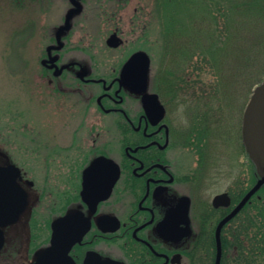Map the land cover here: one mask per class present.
<instances>
[{
	"label": "flooded vegetation",
	"instance_id": "1",
	"mask_svg": "<svg viewBox=\"0 0 264 264\" xmlns=\"http://www.w3.org/2000/svg\"><path fill=\"white\" fill-rule=\"evenodd\" d=\"M69 1L65 17L48 36L46 22L41 24L39 75L50 98H55L52 109L63 114L64 123L79 118L69 125L74 140L60 141L55 156L42 163V182L8 156L0 162L20 167L18 181L28 192L19 221L4 227L0 259L34 264L51 245L53 222L71 214L70 232L75 238L80 232L82 236L63 264H216L218 225L238 203L234 171L221 189L227 172L220 157L210 156V133L221 120L209 118L206 132L202 109H182L176 116L173 98L179 97L183 102L176 103L181 105L188 95L169 89L165 96L161 83L154 84L150 76L151 63L145 91L124 83L123 68L138 50L124 56L128 39L113 22L100 44L109 52L100 60V49L82 16L86 0ZM72 10L76 11L66 27ZM109 15L103 21L111 22ZM114 33L121 38L115 47L108 44ZM91 84L99 89L88 90ZM76 93H81L78 99ZM144 94L157 95L158 103H150L149 112ZM240 136L244 143L241 126ZM245 161L250 176L249 160ZM35 188L38 195L32 201ZM222 193L230 202L216 205L215 197ZM237 215L220 232L221 264H233L236 258ZM21 220L27 231L20 236L15 225Z\"/></svg>",
	"mask_w": 264,
	"mask_h": 264
},
{
	"label": "rangeland",
	"instance_id": "2",
	"mask_svg": "<svg viewBox=\"0 0 264 264\" xmlns=\"http://www.w3.org/2000/svg\"><path fill=\"white\" fill-rule=\"evenodd\" d=\"M86 3L87 7L82 16L86 28L100 49L99 54L103 56L98 55L100 60H104L109 52L100 46L102 37L114 22L128 39L124 45V56L130 51L147 50L153 62L150 76L155 78L154 84L161 83V92L169 97V89L173 86L170 82L171 75L182 73L189 64L188 61L175 62L171 48L175 49L173 44L189 38L190 34L186 35L189 29H196L195 24L199 18L196 11L201 7L203 9L204 2L86 0ZM69 6V0H0V162L5 163L8 156L26 172H32L37 182H42L44 178L42 163L55 156L60 141L69 143L74 140L69 125L79 120L70 118V124L64 123L63 114L52 109L54 105L51 104V99L55 98H50V90L48 86L44 88L39 75V58L44 49L41 24L46 22L48 36L52 26L65 17ZM108 14L111 22L103 21ZM146 31L149 32L152 42L147 39ZM196 55L197 53L194 57ZM191 70L198 74L195 68ZM212 73L214 72L210 70L207 77H204L206 86L214 79ZM87 89L96 91L99 86L91 84L87 85ZM80 94L76 93L74 97L78 99ZM250 96L246 92L229 95L221 86L217 100L218 119L221 121L216 123L217 127L210 133L212 138L209 146L210 156L220 157L222 167L227 172L226 178L221 179L218 186L221 189L228 185L229 171H234L237 185H241L238 183L239 179L249 181L246 159L241 148L240 126L242 127L241 116L243 117ZM178 98L172 100L176 116L182 115V109H197L196 100L187 97V101L180 105L183 101ZM177 100L180 101L179 106ZM32 191L31 199L35 201L37 190L35 188ZM24 225L23 220L15 225L20 236L26 234ZM7 263L0 259V264Z\"/></svg>",
	"mask_w": 264,
	"mask_h": 264
},
{
	"label": "trees",
	"instance_id": "3",
	"mask_svg": "<svg viewBox=\"0 0 264 264\" xmlns=\"http://www.w3.org/2000/svg\"><path fill=\"white\" fill-rule=\"evenodd\" d=\"M202 1L203 9L196 11L199 16L196 29H189L186 34H190L189 38L173 44L175 49L171 48L175 62L188 61L189 64L182 73H173L170 82L173 83L171 91L187 94L188 99L198 102L195 108L203 110V131L207 132L211 125L209 118L219 117L217 100L221 86L229 95L243 92L251 95L264 79V0ZM146 34L150 42L149 32ZM210 70L214 72V79L206 86L204 77ZM241 148L245 159L249 160L250 176L249 181L238 180L241 185L236 191L237 202L259 179L246 145L242 143ZM235 220L237 254L233 264H264V185ZM222 264L230 262L224 260Z\"/></svg>",
	"mask_w": 264,
	"mask_h": 264
},
{
	"label": "water",
	"instance_id": "4",
	"mask_svg": "<svg viewBox=\"0 0 264 264\" xmlns=\"http://www.w3.org/2000/svg\"><path fill=\"white\" fill-rule=\"evenodd\" d=\"M75 11L76 10H72L69 13L66 27H69V19ZM120 43L121 38L116 33L112 34L108 39V44L110 46L115 47ZM149 67V54L144 50L136 51L128 59L123 68L122 76L124 83L136 91H145L148 84ZM152 98H154L153 101ZM143 100L148 112L151 110V108H149L150 103H158L156 94H144ZM243 136L249 155L257 167L259 179L236 205L233 211L219 223L216 233L218 242L216 264H221L222 246L220 232L223 225L235 216L264 185V79L254 88L247 103L243 118ZM97 162L98 161H96V163ZM19 178H21V169L19 166L13 163L0 164V250L4 246V227L17 223L28 205V192L19 183ZM83 194L84 197H86L85 191H83ZM229 202L230 200L226 193H222L215 197L216 205L222 203L228 204ZM70 218L71 214H67L53 222L51 245L41 253L34 264H63L69 259L70 248L76 239H80L82 236V232L77 234L76 238L72 236L69 229Z\"/></svg>",
	"mask_w": 264,
	"mask_h": 264
}]
</instances>
